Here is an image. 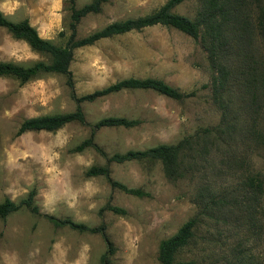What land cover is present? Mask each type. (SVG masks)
<instances>
[{
    "label": "rangeland",
    "instance_id": "rangeland-1",
    "mask_svg": "<svg viewBox=\"0 0 264 264\" xmlns=\"http://www.w3.org/2000/svg\"><path fill=\"white\" fill-rule=\"evenodd\" d=\"M4 0H0L2 3ZM8 20L27 19L39 36L66 44L68 0H10ZM167 0H108L83 17L76 39L104 26L151 14ZM92 0H74L75 8ZM206 0H186L175 14L198 24L192 39L162 26L116 35L73 50V88L60 74H40L26 83L0 77V202L35 191L38 214L25 208L0 218V264H159V242L188 219L192 238L175 256L194 264H264V0H235L214 21L225 23L212 48L201 14ZM221 4V3H220ZM1 9L3 4H0ZM50 8L52 14L49 13ZM0 62L49 63L0 27ZM128 78H154L183 93L177 101L153 91H120L82 102L86 125L69 123L54 132L29 131L30 118L73 112L72 99ZM105 117L139 121L132 128L102 127L92 148L75 152ZM189 138L183 176L168 179L158 161L107 163L115 153L172 145ZM109 168L111 180L140 189L137 197L111 188L92 166ZM119 207L123 215L108 210ZM45 216L69 219L100 234L55 227Z\"/></svg>",
    "mask_w": 264,
    "mask_h": 264
},
{
    "label": "trees",
    "instance_id": "trees-1",
    "mask_svg": "<svg viewBox=\"0 0 264 264\" xmlns=\"http://www.w3.org/2000/svg\"><path fill=\"white\" fill-rule=\"evenodd\" d=\"M108 0H92L90 4H86L80 8H75L74 0H68L70 11L69 31L70 35L65 45L59 46L51 41L43 39L37 33V30L30 25L27 19L19 22L8 20L0 12V27L4 28L12 38L24 41L33 51L44 53L50 57L49 63L36 62L30 66H21L10 62H0V77H11L18 80L20 83H26L40 74H60L65 77L66 85L72 89V74L69 70V65L72 61L73 50L83 46H89L96 41L104 38H110L116 35H121L132 30L139 31L143 28L162 26L168 29L178 31L192 39L198 37V24L188 18L175 14L172 10L175 6L186 0H167L157 10L143 17L134 19H126L110 23L100 30H97L83 38L76 39V26L79 21L88 14H96L100 11L101 4ZM235 0H206L201 14L202 24L208 25L209 37L212 40V48H215L217 41L222 36L225 23L229 20L214 21V16L218 13H224L226 8L224 5L231 4ZM221 3V4H220ZM145 90L153 91L158 95L173 99L183 100L189 98L193 93H183L176 88L166 84L162 80L154 78H128L111 84L101 90H96L90 94L75 97L72 93V99L76 103V108L73 112L57 115H44L24 120L17 132L19 136L29 131H45L54 132L66 124L78 123L86 125L85 116L81 110L82 102H93L94 100L105 97L107 95L120 91ZM139 124L137 120H131L124 117H105L98 120L90 126L91 135L75 148V152H82L86 148H92L96 152L103 154L93 142V134L102 127H122L132 128ZM190 147V139L185 138L176 144L166 145L160 144L145 150H129L125 153H115L107 159V163H123V162H143V161H158L162 165L164 175L171 180L181 178L183 172L181 170L182 160L185 158ZM85 175L87 177L103 176L111 188H117L124 193L132 196L143 197L147 196L140 189L127 188L125 185L113 181L109 177V168L105 166H92L87 169ZM35 191L31 190L27 196L18 202L4 199L0 202V218L5 219L8 215L17 212L21 208H25L32 214H38V208L34 204ZM108 210L114 214L123 215L124 211L115 206L106 205L101 209ZM55 227H68L78 232H88L91 234H100L110 251V243L104 234L103 227H87L80 223H75L69 219H57L52 216H45ZM196 224L194 218L188 219L181 227L170 237L159 242L157 250V261L159 264H194L192 261L178 262L175 260L176 253L186 246L192 238L193 229ZM107 254H104L101 261L102 264H107Z\"/></svg>",
    "mask_w": 264,
    "mask_h": 264
},
{
    "label": "crops",
    "instance_id": "crops-1",
    "mask_svg": "<svg viewBox=\"0 0 264 264\" xmlns=\"http://www.w3.org/2000/svg\"><path fill=\"white\" fill-rule=\"evenodd\" d=\"M0 4H3V8L1 9L0 7V12H5L8 11L9 9H12L14 6L12 5L13 2H11L10 0H4L2 1V3ZM49 13L52 14V9L50 8L49 10ZM33 26V25H32Z\"/></svg>",
    "mask_w": 264,
    "mask_h": 264
}]
</instances>
